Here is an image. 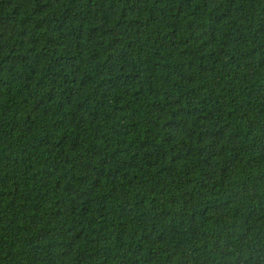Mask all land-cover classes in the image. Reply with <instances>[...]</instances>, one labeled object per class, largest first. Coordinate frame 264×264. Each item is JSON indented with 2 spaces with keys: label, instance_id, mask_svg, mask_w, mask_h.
Returning a JSON list of instances; mask_svg holds the SVG:
<instances>
[{
  "label": "trees",
  "instance_id": "obj_1",
  "mask_svg": "<svg viewBox=\"0 0 264 264\" xmlns=\"http://www.w3.org/2000/svg\"><path fill=\"white\" fill-rule=\"evenodd\" d=\"M0 264H264V0H0Z\"/></svg>",
  "mask_w": 264,
  "mask_h": 264
}]
</instances>
